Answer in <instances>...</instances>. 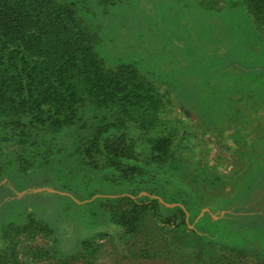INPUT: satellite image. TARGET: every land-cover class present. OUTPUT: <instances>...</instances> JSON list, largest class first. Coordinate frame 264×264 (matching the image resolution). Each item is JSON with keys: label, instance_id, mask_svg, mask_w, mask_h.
<instances>
[{"label": "rangeland", "instance_id": "374dc122", "mask_svg": "<svg viewBox=\"0 0 264 264\" xmlns=\"http://www.w3.org/2000/svg\"><path fill=\"white\" fill-rule=\"evenodd\" d=\"M67 1L76 2L97 33L94 48L106 67L133 65L169 99L159 115L167 120L162 127L183 133L182 144L187 148L181 157V143L174 141L175 170L168 165L146 166L147 136L136 123L126 121L123 133L133 140L137 165L145 173L125 180L112 168L80 166L73 156L76 143L91 134L98 120L114 123L121 119L116 112L86 104L80 108L85 129L79 124L55 136L37 130L35 139L51 144L61 165H42L38 160L35 172L27 177L15 174L13 166L6 169L0 180V186L4 185L0 193V255L14 252L19 264H58V259L79 250L83 240L94 238L100 250L97 263L114 264L116 258L127 262L125 249L137 250L142 239L161 245L167 239H201L211 243L206 248L214 252L217 246L213 244H219L264 259V211L239 212L242 204H232L237 200L231 203L237 197L242 200L256 195L264 185L260 181L253 185L255 179L260 180L255 175L264 174V162L261 168L252 165L263 155L264 142L257 143L258 156L237 157L232 129L226 131L231 122L242 123L233 108L241 102L231 84L234 74L264 58V45L254 41L243 13L226 8L224 0ZM256 45L262 58L253 61ZM244 138L249 145L247 134ZM213 174L239 177L234 183L227 179L220 185L209 182ZM120 196L159 202L158 214L146 217L138 235L125 236L102 208L107 200ZM179 210L186 213L185 225L180 222ZM172 216L176 219L170 223ZM31 218L51 232L12 237L8 225L22 227ZM6 231L9 241L2 239ZM34 251L41 256L38 253L33 259Z\"/></svg>", "mask_w": 264, "mask_h": 264}, {"label": "trees", "instance_id": "16d2710c", "mask_svg": "<svg viewBox=\"0 0 264 264\" xmlns=\"http://www.w3.org/2000/svg\"><path fill=\"white\" fill-rule=\"evenodd\" d=\"M223 4L230 10H240L254 41L264 45V0H224ZM81 13L76 2L67 0H0V180L11 166L15 174L27 177L35 172L38 160L42 165L61 162L55 160L53 146L39 143L34 133L42 130L55 136L79 124L80 129H85L80 108L86 104L121 116L114 123L101 118L91 134L76 143L73 156L80 166L89 170L112 168L125 180L144 175L145 170L137 165L133 140L123 133L126 121L136 123L147 136L149 157L144 162L146 166L168 165L175 170L178 160L174 157V141L178 139L181 143L178 145L181 157L187 148L182 144L183 133L179 135L176 130L169 132L162 127L167 120H161L159 115L166 109L169 99H165L164 94L133 65L106 67L94 48L98 42L97 33ZM255 47L251 55L253 61L262 58L257 45ZM262 59L251 67L237 69L235 82L231 81L234 94L239 95L238 101H241L233 108L242 123L232 120L226 131L232 129L236 156L241 158L256 157L257 143L264 142ZM113 132L120 133L115 135ZM246 134L249 145L244 142ZM16 146L19 149H15ZM263 162L264 153L254 159L252 165L255 169L261 168ZM213 166L212 163L210 167ZM237 175L227 178L213 174L209 176V182L223 185L229 179L234 183ZM255 176H260V180L255 179L253 185L259 181L264 184V174L260 172ZM2 188L4 185L0 186V193ZM260 188L262 190L256 195L244 196L242 200L237 197L231 203L237 200L232 204H242L239 212L252 213L253 208L263 212L264 185ZM102 208L109 213L112 225L125 236H135L140 233L148 215L158 214L159 202L120 196L107 200ZM179 215L180 222L185 225V211L179 210ZM175 219L172 216L168 221L171 223ZM8 228L14 232L12 237L51 232L46 225L32 218L22 227L9 224ZM2 239L11 240L7 231L2 234ZM95 242L94 238L83 240L79 250L58 259L57 263L101 264L97 263L100 250ZM213 245L217 246L216 252L206 248L211 243L201 239H167L163 245L142 239L137 250L125 249L129 256L123 258L127 262L121 263V258H116L114 264H128L129 261L134 264H264V259L248 255L243 249ZM38 253L32 252L31 257L36 259ZM16 261L14 252L0 255V264H19Z\"/></svg>", "mask_w": 264, "mask_h": 264}]
</instances>
